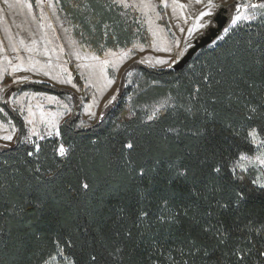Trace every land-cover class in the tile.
Returning <instances> with one entry per match:
<instances>
[{"label":"trees","instance_id":"16d2710c","mask_svg":"<svg viewBox=\"0 0 264 264\" xmlns=\"http://www.w3.org/2000/svg\"><path fill=\"white\" fill-rule=\"evenodd\" d=\"M58 3L78 43L96 54L149 43L136 13L112 0ZM262 46L264 10L198 49L179 69L134 63L121 76L115 100L86 126L77 125L81 102L68 91L33 81L12 87L15 91L66 94L72 98L73 115L58 126L59 135L24 142L23 118L6 101H0V120L9 119L17 130L14 143L0 147V184L4 185L0 191V259L4 264H48L55 258L66 264H85L92 249L103 246L111 250V236L101 240L99 233L116 229L121 237L133 232L123 264H261L264 258L253 244L261 241L256 229L264 226V188L253 167L236 169L237 175L246 177L243 185L233 183L227 172L216 181L223 185V192L217 194L221 203L241 187L247 197L239 206L218 209L200 183L195 186L199 196L194 197L192 183L167 170L166 155L154 153L157 172L149 171L144 179L128 184L129 165L143 164L144 153L142 146L130 150L122 144L137 141L141 134L163 139L165 129L174 128L168 138L179 153L189 143L187 130L206 125L220 143L243 145L232 132L246 134V105L256 106L264 100V66L255 63ZM73 74L80 84L75 71ZM81 100L87 101V97ZM162 114L165 119H159ZM62 144L65 156L56 151ZM241 151L247 155L258 152L254 144L243 145ZM237 162L232 160L229 168ZM50 169L57 175H49ZM37 175L42 179L36 180ZM252 180L257 183L251 184ZM82 183H88L90 189H80ZM69 185L77 191H69ZM164 199L169 201L167 209H163ZM186 209L188 216L183 215ZM140 210L149 215L138 230L133 221ZM170 213L178 214V223L159 222L160 215ZM217 221L223 223L228 239L212 248L216 241L202 233V228L218 227ZM237 252L239 255L234 254Z\"/></svg>","mask_w":264,"mask_h":264},{"label":"rangeland","instance_id":"374dc122","mask_svg":"<svg viewBox=\"0 0 264 264\" xmlns=\"http://www.w3.org/2000/svg\"><path fill=\"white\" fill-rule=\"evenodd\" d=\"M112 1L136 13L147 31V45L135 43L126 49H108L96 54L73 36L59 8V0H0V101H6L23 118L24 142L54 137L58 126L73 115L72 98L29 89L15 91V87L33 81L68 91L81 102L77 125H90L116 96L120 78L132 64L171 67L176 53L184 55L195 38L215 26L214 18L219 12L218 7L208 9V0L201 3L197 0ZM220 2L213 0L216 5ZM263 10L256 9L253 13L251 9H241V12L257 17ZM201 11H211L212 15L197 19ZM234 14V9L223 14L226 21L218 36L226 33L225 27L229 29L237 23L253 20L241 19L233 24L230 18ZM223 16L219 15L218 19ZM201 23L205 27H198ZM189 29L195 31L190 34ZM73 71L80 84L75 81ZM109 80L113 83L109 84ZM84 95L87 101L81 100ZM16 135L17 130L9 119L0 120V147L11 146ZM5 136L12 139L5 140ZM255 146L258 152L247 156L264 153V148ZM237 163L253 167L258 184L264 185V169L258 164H250L247 159ZM48 264L66 262L55 258Z\"/></svg>","mask_w":264,"mask_h":264},{"label":"snow or ice","instance_id":"6c2138e0","mask_svg":"<svg viewBox=\"0 0 264 264\" xmlns=\"http://www.w3.org/2000/svg\"><path fill=\"white\" fill-rule=\"evenodd\" d=\"M202 0H197V3H201ZM208 9H212L214 7H218L221 12H228L229 10L234 9L235 13L231 16V23L235 24L238 20L241 19H254L253 15H244L241 12V9H251L253 13L256 9H264V0H221L219 5L213 3V0H208ZM211 11H201L199 14L200 17H211ZM198 27H205L203 23L199 24ZM189 33L191 34L195 29H189ZM224 32H228V28H223ZM221 37L217 36L216 39L219 40ZM215 43V40L213 41ZM169 51H171L169 49ZM176 59H173L171 63H176L177 60L183 55V52L176 53ZM164 63V61H161ZM255 63H259L264 66V46L261 47L258 53V60ZM109 84H112L113 81L109 80ZM115 96L112 97L111 100L108 101L109 104L112 103V100H115ZM191 112V110H187ZM103 115V113H101ZM156 113H153L155 116ZM208 116L214 118L213 113H208ZM166 114L160 115L159 119H165ZM152 117H149L151 120ZM245 120L248 124V130L246 134L242 135L241 130L233 129L232 135L243 142V145L254 144L258 145L259 148H264V100H261L260 103L256 106L246 105V113ZM231 127V125H229ZM174 128L165 129V136L163 139L153 140L150 136L145 137L143 134L140 135L139 139L135 142H128L122 144V148L127 149H135L138 146L141 147V151L144 153L143 159L144 163L133 166L132 164L128 167L127 172V183L132 184L136 180H142L146 175H148L149 171L156 173L157 167L153 163L152 156L154 153L160 155H166L169 158L168 162V171L173 173V175L177 178L190 181L193 185L192 192L194 197L199 196L200 189H197L195 186L197 183L202 185L203 191L209 193L213 199H215L216 207L218 209L223 208L227 209L232 204L239 206L247 197L246 194L241 187L240 189H234L233 192L229 195L227 202L221 203V199L217 198L218 193L223 192V185L216 183V181L222 179V174L227 172L231 178L233 183H239L241 185L244 184L246 177L243 175H237L236 169L244 168L247 169V166L244 164H233L231 168H229V164L232 160L243 161L247 159L250 164L256 165L258 164L261 169H264V153L260 155H255L252 157L247 156L246 152L241 151L243 147L242 144H235L233 142L225 141L223 144L220 143L217 138L215 131H210L206 125H197L193 128H189L187 130V136L189 138V143L185 144L183 149L179 153H177L173 147V144L169 142L168 134L175 132ZM52 133H49L51 135ZM59 135V132H57ZM3 139L11 140V136H5ZM56 151L61 156H65L67 151L64 145H60ZM29 156L32 155L31 152L28 153ZM131 157L129 156V160ZM157 164L159 161L156 162ZM39 173L40 169L37 168L35 170ZM49 175L55 176L57 173L49 170ZM42 179L41 176L37 175L36 180ZM251 184L255 185L257 183L256 180H252ZM69 191H77V189L72 188L71 185L68 186ZM80 189L89 190L90 185L88 183H82ZM261 188H264V185H260ZM4 190V185L0 184V191ZM84 195L87 194V191H84ZM204 200H208V196L203 197ZM222 198V197H221ZM169 201L164 199L162 201L163 209H167ZM199 203L197 199L196 204ZM193 209L192 218H196V205L191 206ZM123 212V209H121ZM148 212L144 210H140L138 215H136L133 223L136 228L139 230L140 226L144 223V220L148 218ZM184 216H188V210L186 209L183 213ZM207 215H212L211 212L207 213ZM159 222L161 223H178V214H168V215H160ZM197 223L199 221L197 220ZM218 227L209 225L202 228V233L207 234L211 240H215L216 243L212 245V248H216L217 246L224 245L228 239V233L224 229V225L221 221H217ZM251 223V221H250ZM248 227V225H245ZM2 231V229H0ZM258 233L261 234V241L253 244V247L256 248L257 254L259 257L264 258V226L260 229H256ZM111 236L112 246L111 250L108 247H101L99 250L92 249L87 254V259L85 264H123V256L126 248L133 241V232L128 231L126 234L121 237L120 229H116L114 233H99V239L105 240ZM127 241L128 243H124ZM251 242V241H250ZM195 241H193V246H195ZM199 251V249H197ZM251 250H249L250 253ZM245 253V255L249 254ZM239 255V253H234ZM205 256L209 255L208 251H205ZM0 264H4V261L0 259ZM186 264V262H185ZM261 264H264V260H261Z\"/></svg>","mask_w":264,"mask_h":264},{"label":"water","instance_id":"95a60500","mask_svg":"<svg viewBox=\"0 0 264 264\" xmlns=\"http://www.w3.org/2000/svg\"><path fill=\"white\" fill-rule=\"evenodd\" d=\"M220 13H225L221 12L219 9L218 14L214 18L215 26L209 27L202 35L199 37L195 38L192 42V46L185 52V54L176 62L174 63L171 68L172 69H179L181 68L184 64L188 62V60L193 56V54L200 48L210 44L220 33L222 26L225 24L226 17L225 15L218 19V16Z\"/></svg>","mask_w":264,"mask_h":264},{"label":"flooded vegetation","instance_id":"af4514ba","mask_svg":"<svg viewBox=\"0 0 264 264\" xmlns=\"http://www.w3.org/2000/svg\"><path fill=\"white\" fill-rule=\"evenodd\" d=\"M224 13H220L221 16H223ZM216 23V22H215ZM210 27H213V26H210Z\"/></svg>","mask_w":264,"mask_h":264}]
</instances>
